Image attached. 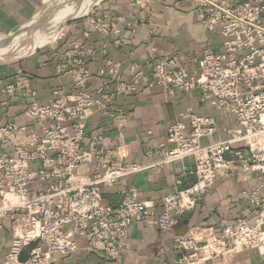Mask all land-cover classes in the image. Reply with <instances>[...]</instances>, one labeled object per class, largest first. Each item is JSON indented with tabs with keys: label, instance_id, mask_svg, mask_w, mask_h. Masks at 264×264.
Listing matches in <instances>:
<instances>
[{
	"label": "built area",
	"instance_id": "obj_1",
	"mask_svg": "<svg viewBox=\"0 0 264 264\" xmlns=\"http://www.w3.org/2000/svg\"><path fill=\"white\" fill-rule=\"evenodd\" d=\"M198 1L200 21L220 37L221 48L206 49L195 74L168 57L150 58L145 81L182 92L198 88L200 98L231 117L238 130L227 140L202 145L203 137L217 131L213 116L191 114L187 126L172 123L166 141L173 146L159 163L192 157L194 169L182 176L193 175L195 182L164 196L159 213L139 199L134 186L121 189L117 203H103L104 188L143 166L124 162L128 148L121 139L109 149L101 137L87 135L83 119L92 108L102 109L106 96L101 88L87 89L88 70L77 54H69L73 91L56 88L47 103L32 101L22 110L37 132L0 121V144L17 141L11 153L0 152V235L4 221L10 222V244L0 264H53L54 257L72 255L81 246L116 258L127 246L132 222L167 232L216 179L238 172L245 178L258 173L257 184L239 192L251 206L250 221L233 219L218 228V235L192 226L174 242L198 256L248 249L264 253V0H236L233 5ZM93 15V10L85 15L88 29L111 28ZM136 82L119 84L118 90L129 93Z\"/></svg>",
	"mask_w": 264,
	"mask_h": 264
},
{
	"label": "crops",
	"instance_id": "obj_2",
	"mask_svg": "<svg viewBox=\"0 0 264 264\" xmlns=\"http://www.w3.org/2000/svg\"><path fill=\"white\" fill-rule=\"evenodd\" d=\"M49 1L0 0V37L6 36L2 34L10 32L19 18ZM78 1L69 14H74L72 9ZM221 1L227 5L236 2ZM93 11V16L111 25L108 31L88 29L86 18L75 19L64 25L55 46L0 66V121L37 132L34 122L23 118V108L32 101L47 103L56 88L72 92L69 54H77L89 73L87 89L101 88L106 96L105 106L92 108L83 119L87 135L101 137L103 146L109 149L116 148L121 139L128 148L124 162L143 166L141 171L104 188L103 203H117L119 191L134 186L139 199L159 213L164 196L195 182L193 175L182 176V171L194 169L192 157L178 163H159L163 152L173 146L166 141L168 127L176 121L187 126L191 114L213 116L216 133L201 139L202 145H208L229 139L238 125L203 101L198 88L182 92L171 85L146 82L147 62L168 57L195 74L197 59L206 49L219 50L221 39L201 23L198 0H105ZM133 79L137 82L129 93L118 90L119 84H129ZM16 143L10 139L6 145L0 144V152L11 153ZM257 176L253 172L245 178L238 172L219 177L167 232L150 223L132 222L127 246L116 258L106 259L102 253L87 252L81 246L72 255L54 257L53 264H264V253L257 249L198 256L193 250L182 251L174 242L192 226L210 228L218 235V228L233 219L250 221L251 206L239 192L255 186ZM182 178L185 180L178 185L177 180ZM9 227L10 222L4 221L0 263L10 244ZM184 255L186 260H182Z\"/></svg>",
	"mask_w": 264,
	"mask_h": 264
},
{
	"label": "rangeland",
	"instance_id": "obj_3",
	"mask_svg": "<svg viewBox=\"0 0 264 264\" xmlns=\"http://www.w3.org/2000/svg\"><path fill=\"white\" fill-rule=\"evenodd\" d=\"M104 1L79 0L77 2L79 5L76 6L79 7L77 10L82 12L79 15V12L69 14L70 8L76 0H50L47 4L44 2L33 13L19 18L10 32L2 34L6 36L0 37V66L19 61L32 53L55 46L61 37L64 25L75 19L85 18L86 13H90ZM69 15L71 17L67 19ZM24 41H28L30 45L21 47L20 44ZM39 41L41 44L35 46L34 44Z\"/></svg>",
	"mask_w": 264,
	"mask_h": 264
},
{
	"label": "bare ground",
	"instance_id": "obj_4",
	"mask_svg": "<svg viewBox=\"0 0 264 264\" xmlns=\"http://www.w3.org/2000/svg\"><path fill=\"white\" fill-rule=\"evenodd\" d=\"M77 9H79V7H78V8H77V7H74V8L72 9V11L74 12V14L78 12ZM81 13H82V12H79L78 15L81 14ZM76 16H77V15H76ZM70 17H71V15H69L68 18H70ZM41 40H42V39H41ZM43 41H44V40H43ZM37 44H41V41L35 43L34 45L36 46ZM20 45H21V47H26L27 45L29 46L30 44L28 43V41H24V42H22V44H20Z\"/></svg>",
	"mask_w": 264,
	"mask_h": 264
}]
</instances>
